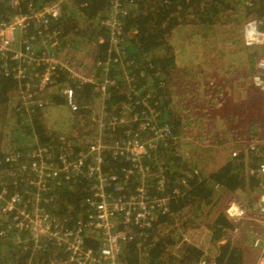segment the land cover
Instances as JSON below:
<instances>
[{
	"label": "built area",
	"instance_id": "1",
	"mask_svg": "<svg viewBox=\"0 0 264 264\" xmlns=\"http://www.w3.org/2000/svg\"><path fill=\"white\" fill-rule=\"evenodd\" d=\"M7 1L13 13L8 19L0 20V58L15 62L17 66H4L2 72L5 76L14 75L16 81L28 79L43 91L54 84L61 71L65 72L74 86L69 83L62 95L68 110L75 113L80 108L75 89L93 84V90L101 97L108 95V89L117 83L110 77L111 71L116 65L124 69L121 64L126 59V44L131 34L125 29L124 19L133 0L110 1L107 16L98 20L103 35L95 37L91 43L96 50L107 46L108 57L93 59L88 70L81 69L66 57L69 50L64 49L61 54V35L54 26L65 8L73 5L75 0H53L41 9L33 7L32 0ZM244 3L254 11L251 10L252 15L243 24V44L248 49L262 48L264 51V0H244ZM25 6L26 12H23ZM257 8L262 12L258 13ZM31 29L36 33H31ZM253 31L254 39L249 35ZM47 42L49 46H44ZM98 69L103 72V80L94 74ZM125 80L127 83L133 81L127 74ZM249 83L262 93L264 99V52L255 60ZM25 86L28 94H23L28 104L34 95L28 92L31 84ZM26 103L25 110H29ZM155 121L154 115L140 120L134 116L130 129L136 125L134 130L127 131V139H116L110 147L100 138L85 140L88 145L78 156L65 151L56 157L50 149L39 147L26 155L11 153L0 158V165L7 166L6 171H0V239L6 249L3 253L5 261L0 260V264H120L126 244L134 240L144 242L146 231L153 230L160 216L172 215L169 205L172 198L182 196L188 189V179L202 171L199 167L193 172L184 171L180 180L178 174L177 184L170 187L164 153L166 150L172 153L179 136L170 125ZM105 124L101 127L105 128ZM121 124H127V121L114 120L106 125L114 130ZM241 133L247 139L242 141L248 143H235L231 148L232 160L244 156L246 171L260 180L257 185L259 194L254 200L241 197L244 202L241 198L231 202L225 212L233 222L231 232L241 234L243 239L244 236H253L252 247L258 253L254 264H264V124L259 137L248 135L247 131ZM208 138L211 140V136ZM173 150L177 151L176 156H182L177 148ZM56 159L59 162H55ZM124 161L130 164V168L119 170ZM61 177L65 181L78 177L85 180L89 188L90 197L84 203L86 221L80 217L75 228L69 227L55 214V193L61 187ZM215 188L232 193L220 185ZM250 215L254 216L249 221L251 225H258L253 233L250 229L245 232L246 229L238 228L244 216L248 219ZM201 218L195 220V229L207 230L204 218ZM87 238L97 243L96 248L86 244ZM226 242L228 239L223 238L209 245L196 264H216V249Z\"/></svg>",
	"mask_w": 264,
	"mask_h": 264
},
{
	"label": "trees",
	"instance_id": "2",
	"mask_svg": "<svg viewBox=\"0 0 264 264\" xmlns=\"http://www.w3.org/2000/svg\"><path fill=\"white\" fill-rule=\"evenodd\" d=\"M52 1L32 0V5L41 9L47 7ZM110 1L75 0L73 5L65 8L63 16L55 23V29L59 30L61 35L60 43H62L59 51L74 49L72 59L75 65H80L77 59V47L74 48L76 41L91 32L94 34V39L103 35V30L98 28V20L107 16ZM229 1L240 6V2L244 3L238 0H208L206 3L204 0H133L129 5V13L124 19L126 31L131 32L126 44V59L121 64L124 70L116 65L111 71L110 77L117 83L108 89L106 97H101L100 93L93 90V84L75 89V95L80 101L77 113L70 110L63 111L66 107L63 90L69 83L73 85L71 78L65 72L61 71L60 75L55 77L54 84L50 88L40 91L36 88V83L28 79L17 80V83L12 77L14 75L5 76L2 72L4 66H17V63L0 58V158L11 153L26 155L39 147L50 149L56 157L61 156V153L64 154L65 151L78 156L83 152L82 149L68 146L69 139L77 142L82 140L80 146L85 150L88 144L85 143L86 138L84 140L83 138L89 135L88 130L80 131V135L70 129L58 132L57 129L52 128L50 122L54 115L59 117V121L68 116L72 130L80 124L88 128L87 121L84 119L91 115L89 107L93 105L96 98L101 99L100 115H104L106 124L114 120L127 121V124H121L119 128L114 127V130L105 124L107 133L122 132V138L127 139V131L134 130L136 125L130 129L131 119L134 116H138L140 120L154 115L156 123L170 125L178 136L181 133L179 132L181 117L176 110L178 95L174 82L179 79L182 69L177 64L178 47L174 38L178 31L189 24L194 27L213 25L217 18H220L218 16L220 11L228 9ZM244 5L246 10L244 7L243 9L248 16L252 15L251 10L254 11V9H249L245 3ZM22 8L23 12H26V6ZM257 9L258 13L262 12L261 8ZM12 13L8 1L0 0V20L8 19ZM31 33L36 31L31 29ZM46 45L49 46V43L44 44ZM102 52L105 54L101 55ZM107 55L108 47L101 46L98 52L94 53V59L105 60ZM30 70L28 69L29 72ZM117 72L119 77L115 78ZM126 74L133 80L132 82L130 80L127 83ZM103 76L102 71L100 76L97 74L100 80H103ZM27 84H31V90L28 92L34 95V99H30L28 104L23 94V92L27 93L25 86ZM24 103L29 110H25ZM97 125H99L98 122ZM171 152L166 150L164 153V160L168 166L165 173H167L170 187L172 184H177L178 174H180V180L184 171L193 172L197 168L195 165L186 163L188 161L183 155L176 156V150L172 149ZM217 154L216 156H219ZM185 155L190 160L195 159L193 150ZM55 162H59V159ZM245 165L244 156L241 155L209 173L200 171L199 175L190 177L188 189H185L182 196L174 197L170 201L172 215L160 216L153 230L146 231L147 237L144 242L134 240L126 244L120 257V264H196L197 259L210 244L221 241L231 233L233 222L224 210L217 215L207 230L195 229L196 233L202 234L199 237L200 245L194 244L195 238L194 243L187 241L184 234L190 230L189 226L196 218L207 219L205 218L208 217L207 211L212 210L210 206L216 198V193L222 192L216 190L215 185H220L232 193L241 192L247 200H253V188L259 184L260 180L255 175L249 174ZM123 168H130V164L121 162L119 170ZM6 170V165H0L1 172ZM60 181L61 187L55 193L57 198L55 214L62 221L65 220L69 227L75 228L80 217L86 221L87 211L84 203L90 197L89 188L87 182L78 177H72L69 181L61 177ZM133 232L137 234L135 229ZM179 243L182 245V251L175 249ZM86 244L96 248L97 243L87 238ZM2 246L3 241L0 239V258ZM216 251V264H243L244 250L232 245L230 239L218 246ZM45 257L51 261L50 255Z\"/></svg>",
	"mask_w": 264,
	"mask_h": 264
},
{
	"label": "rangeland",
	"instance_id": "3",
	"mask_svg": "<svg viewBox=\"0 0 264 264\" xmlns=\"http://www.w3.org/2000/svg\"><path fill=\"white\" fill-rule=\"evenodd\" d=\"M207 1L208 0H204V3ZM240 4L241 6L236 5L233 1L227 2L228 9H222L220 11L218 15L220 18H217L213 25L210 27H194L189 24L178 31L177 36L174 38L178 47V56H176L177 64L179 68L182 69L179 79L174 82L178 95V107H176V110L179 113V117H181L179 130L181 133L178 134L179 142L175 148H177L188 161L186 163L199 167L204 173H209L217 169L220 165H224L226 162L232 160L231 148L235 143L244 145L248 143L247 141H242L246 139V135L241 133V128L239 127L238 131H236L233 126L237 128L241 122L247 124L248 119L251 118L250 115L257 113V116L259 115L257 117L258 122L251 120L249 127H245L244 129L248 130H245L248 132V135L253 134L252 136L259 137L261 135V127L264 124L263 95L249 83V77L255 60L258 59L264 51L262 48L248 49L244 46L242 41V28L244 22L248 18V14L245 11L244 3L240 2ZM93 39L94 34L91 32L85 37H80L74 46V48L77 47L76 52L80 64L79 67L83 70H88L90 68L91 61L94 59V53H96V51L98 52V50L92 48L91 43ZM73 54L74 49H70L66 57L72 59L74 57ZM102 54L105 53L102 52L101 55ZM208 64L210 68L215 70L218 69V71L229 75V77L225 75L222 78L213 75L215 79L212 78L211 80V87L214 91L218 90V93L220 91L217 87L221 88L223 91L221 97L226 101L224 106H220L214 113L213 111L209 113L206 108H199V106L202 105L203 99L209 96V91H206V88L210 81V77L204 76L207 73L206 69H208ZM217 73L218 72L215 74ZM94 74L97 75L96 72H94ZM118 77L119 73L117 72L115 78ZM240 77H243L242 80L244 81V84H241L240 88L245 85H250L247 92L238 90V85L234 84L235 80L237 81ZM197 93H199V96H196ZM216 98L217 96L209 97L210 101ZM100 102L101 99L96 98L93 105L89 107L91 115L86 116L84 119L87 121L86 124H88V128L80 124L77 128L72 130L68 122V116L63 117V119L59 121V117L56 115L52 117L50 122L52 128L57 129L56 131L58 132L63 129H70L77 133V135H80V131L85 132L88 130L89 135L84 137L83 140L86 138L85 140L91 141L95 138H100L102 141L106 142L107 147H110L113 141L116 139L120 141L122 139V132L110 134L105 131V128L101 127L102 124H105L106 119L104 115H100L102 112V102ZM67 110V107L63 109V111ZM57 113L60 115L62 114V112ZM209 114L210 117H208ZM229 115L232 116V119ZM259 117H261L260 121ZM230 119L232 120L230 124L231 127H227L226 124ZM223 120H225L226 123H223ZM98 121L101 122V124L97 125ZM207 130H211V140L208 138L210 134ZM235 131L236 133L234 135ZM199 137L204 138V140ZM199 140L201 142H199ZM81 141L82 140H79L77 142L76 140L72 141L69 139L68 146L79 147L82 151H85L84 147L80 146ZM82 145H84V143H82ZM172 147L173 146H171V148ZM191 150L195 153V159L192 160L185 155L189 154ZM216 154L219 156H216ZM253 190L252 195L254 200L257 198L259 191L257 186H255ZM215 196L216 198L213 199L212 206H210L212 210L207 211L208 217H205L207 219L204 220L206 225L212 224L217 215L223 212L231 202L245 197V195L241 196L238 192L231 194L217 192ZM243 199L244 198H241L242 202H244ZM253 218L254 216L250 215L246 220L250 221ZM249 223L247 224V222H245L241 228L246 227L251 229V223ZM189 228L190 230L185 233L186 235L184 234L185 239L190 243H194L193 240L195 238L194 244L200 245L199 243H201V240L199 237L202 236V234H200V232H195V221L191 223ZM247 231L248 230L245 232ZM230 236L232 245L240 244L239 247L245 252L243 264H253L258 253L252 251L250 248V237L252 236H247V245L239 241H243L247 238H240L235 232H231ZM175 249L180 251L183 250L180 243ZM5 251V247L2 246L1 261H5L6 257L3 255ZM12 258L13 257H10V259Z\"/></svg>",
	"mask_w": 264,
	"mask_h": 264
},
{
	"label": "crops",
	"instance_id": "4",
	"mask_svg": "<svg viewBox=\"0 0 264 264\" xmlns=\"http://www.w3.org/2000/svg\"><path fill=\"white\" fill-rule=\"evenodd\" d=\"M207 68L208 69H206V74L204 75V76H209L210 77V81H209V83H208V85H207V88H206V91L208 90L209 91V96H207V98H204L203 99V102H202V105H200L199 106V108H206L207 109V111L210 113V112H212L213 111V113L216 111V109H218V108H220V106H224V104L226 103V101H225V99H222V93H223V91H222V89L221 88H219V87H217L218 89H219V93H218V90H216V91H214V89L211 87V80H212V78H214L215 79V76L216 77H219V78H222V77H224L226 74L224 73V72H220V71H218V69H213V68H210V66H209V64L207 65ZM216 72H218L217 74H215ZM213 75H215L214 77H213ZM226 76H228L229 77V75H226ZM242 78L243 77H240L237 81L235 80V82H234V84H237L238 85V87H237V89L238 90H240V91H243V92H247L248 91V89L250 88V85H245L244 87H242V88H240L241 87V84H244V81L242 80ZM217 92V93H216ZM208 93V92H207ZM219 94V95H218ZM197 95L199 96V93H197ZM214 97V96H217V98L215 99V100H213V101H210V99H209V97ZM241 102V101H240ZM240 102H239V104H240ZM242 108V107H241ZM230 116V115H229ZM251 116V118H249L248 119V121H247V124L246 123H244V122H241L240 124H239V126L237 127V128H241V130L242 131H245V130H247V129H244L245 127H249V125L251 124L250 123V121L251 120H254V121H256V119H257V113H254V114H251L250 115ZM208 117H210V114H209V116ZM231 117V119H232V116H230ZM230 119V121L226 124V126L227 127H230L231 125V120ZM223 123H226V121L225 120H223ZM233 128L234 129H236V126H233ZM236 131H238V129H236ZM236 131L234 132V135H235V133H236ZM248 131V130H247ZM207 132L210 134V136L212 137V135H211V130L209 131V130H207ZM233 137V136H232ZM201 217V216H200ZM196 219H200V218H196ZM245 222H247V224L249 223V221H247L246 220V217L244 216V220H243V222H241L239 225H238V228H241L242 227V225L245 223ZM250 224V223H249ZM210 224H207V227L209 226ZM237 225H235V227H236ZM246 226V225H245ZM250 226H251V229L250 228H241L242 230H248V229H250V231L253 233V232H256L257 231V227H258V225L256 224V223H253L252 225L250 224ZM240 238H241V234H239L238 235ZM230 234L229 235H227V237H224V238H227L228 240L230 239ZM244 238H247V236H244ZM250 239H251V243H250V248L252 249V251H254V249H253V247H252V240H253V236L252 237H250ZM247 240H248V238L247 239H244L243 241H241V240H239L240 241V243L242 242V243H245L246 245H247ZM216 243V242H215ZM224 244V243H223ZM240 245V244H239ZM239 245H236V246H239ZM255 252V251H254ZM257 255V254H256ZM256 259H257V256L255 257V260H254V262H253V264L255 263V261H256Z\"/></svg>",
	"mask_w": 264,
	"mask_h": 264
},
{
	"label": "clouds",
	"instance_id": "5",
	"mask_svg": "<svg viewBox=\"0 0 264 264\" xmlns=\"http://www.w3.org/2000/svg\"><path fill=\"white\" fill-rule=\"evenodd\" d=\"M250 35V37L252 38V39H254L255 38V32L253 31L252 33H250L249 34ZM103 47V46H102ZM120 68H122V67H120ZM98 75L101 73V71L98 69V70H96L95 71ZM97 76V75H96ZM98 78V77H97Z\"/></svg>",
	"mask_w": 264,
	"mask_h": 264
},
{
	"label": "bare ground",
	"instance_id": "6",
	"mask_svg": "<svg viewBox=\"0 0 264 264\" xmlns=\"http://www.w3.org/2000/svg\"><path fill=\"white\" fill-rule=\"evenodd\" d=\"M134 80H135V79H134ZM152 80H153V79H152ZM148 81H149V80H148ZM129 82H130V81H129ZM149 82H150V81H149ZM144 86H145V85H144ZM135 90H136V89H135ZM100 103H101V102H100ZM136 106H137V105H136ZM137 107H138V106H137ZM137 107H136V108H137ZM127 128H128V127H127ZM127 128H126V129H127ZM121 130H122V129H121Z\"/></svg>",
	"mask_w": 264,
	"mask_h": 264
}]
</instances>
